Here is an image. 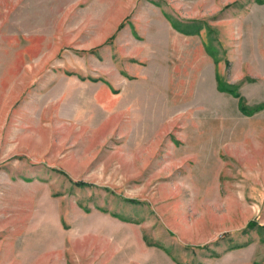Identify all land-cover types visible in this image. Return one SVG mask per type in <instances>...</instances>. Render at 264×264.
<instances>
[{
  "label": "rangeland",
  "instance_id": "1",
  "mask_svg": "<svg viewBox=\"0 0 264 264\" xmlns=\"http://www.w3.org/2000/svg\"><path fill=\"white\" fill-rule=\"evenodd\" d=\"M0 264H264V0H0Z\"/></svg>",
  "mask_w": 264,
  "mask_h": 264
},
{
  "label": "trees",
  "instance_id": "2",
  "mask_svg": "<svg viewBox=\"0 0 264 264\" xmlns=\"http://www.w3.org/2000/svg\"><path fill=\"white\" fill-rule=\"evenodd\" d=\"M241 102H242V101H241ZM240 107H241V110H242V111H244V112L247 111L243 104H241ZM246 113H247V112H246ZM77 184H79V185H81V186H82V185H83V186H84V185H85V186H91L90 183H88V182H84V181L77 182Z\"/></svg>",
  "mask_w": 264,
  "mask_h": 264
}]
</instances>
